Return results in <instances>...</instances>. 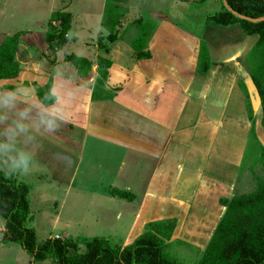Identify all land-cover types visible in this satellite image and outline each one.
I'll list each match as a JSON object with an SVG mask.
<instances>
[{
	"label": "rangeland",
	"instance_id": "374dc122",
	"mask_svg": "<svg viewBox=\"0 0 264 264\" xmlns=\"http://www.w3.org/2000/svg\"><path fill=\"white\" fill-rule=\"evenodd\" d=\"M114 4L127 7L128 11L115 27L118 38L107 43L108 27L111 23L105 15V10ZM61 9L73 15V23L69 41L57 52L54 67L50 62L51 59L54 60L53 55L48 53L42 34L48 27L51 14ZM221 9L220 0H0V41L20 31L26 32L23 36L29 43L20 46L17 57L21 63V80L27 79L29 82L33 79L40 82L46 80L43 73L38 71V67H43L42 71L46 72L47 78L51 70L62 77L65 74L75 75L73 65L64 61L66 56L73 54L86 59L103 56L109 59L114 67L128 68L131 71L139 64L153 66L155 70L157 67L164 79L178 86L173 78L175 70L177 73L181 72L178 75L179 80L185 77L183 83L191 82L195 75L196 81L198 78L202 79V85L204 78L210 75L195 74L189 68V61L192 60L193 51L200 40L207 44L211 61L216 62L213 63L215 71L219 68L230 70L239 60L242 72L246 71L247 75L243 58L257 40L256 36L244 35L238 26L220 27L206 24V18L219 13ZM138 18L142 19L145 23L144 29L148 30L145 39L147 50L150 41L154 49L151 60H138L133 56L134 40L141 37L142 30L136 27L128 29L127 25ZM101 44L108 45L109 51L106 54L100 48ZM47 55V58L43 57ZM96 66L99 67L97 64ZM236 72L237 69L235 75ZM90 74H93V69ZM103 74L105 70L99 68L100 86L107 82ZM131 78H134L133 74ZM230 81L231 79L227 81V86ZM210 83L214 86L217 80ZM25 84L24 86L28 87L29 83ZM219 84L218 87H212L211 96L225 87L226 77H223ZM38 86L35 85L34 88ZM206 89L208 90V87ZM66 91L67 88L60 87L56 93L62 95L63 92L66 97ZM252 94L256 108L255 93ZM10 95L13 100L7 98L0 101V163L4 160L0 169L16 180V183L29 186L31 218L26 221L25 226L34 229L37 243L48 237L63 234L80 243L81 252L84 250V242L95 237L105 238L112 245H122L133 237L135 233H128L134 213L133 207L125 201L120 203L122 199L119 197L111 201L112 194L108 193L106 188L112 190L126 187L135 193L140 192L141 183L146 180L151 162L150 157L144 156L145 152L140 148L147 145V150L150 151L147 153L153 154L151 151L155 147L151 144L149 134L157 130L156 126H153L152 122L151 126L149 123L140 122L137 117L141 120L144 117L135 116L134 110L122 108L120 105H109L112 98L109 97L96 101L97 108L90 112L91 121L100 123L102 126L97 127L100 130L110 129L113 135L118 137L117 143L124 144L126 150L119 144H112L105 134L100 136L104 139L101 141L94 130L88 137H83L84 133L80 134L77 129L73 130L77 135L78 144L70 143L66 132L68 126L64 129L62 127V132H58L64 136V144L57 148L56 141L43 140L46 136L43 133L46 132L44 127L43 131L34 132V135L29 133V127L40 125L33 118V114L40 112L36 107L37 99L34 105L31 98L12 95V91ZM84 99L86 100L85 96ZM60 108L62 109V106ZM42 114L45 112L42 111ZM222 123L223 129L218 134L217 146H228L230 152L224 161L225 156L222 159L221 155L216 156L213 151L212 154L216 157L213 156L212 162H217V165L211 170L218 166L219 161L227 165L216 171H221L223 177L226 175L224 182L228 181V196L251 193L264 179L262 162L258 157L262 142L259 139L262 137L260 127H255V134L252 135L251 125L244 115L243 119L237 116H233L232 120L225 117ZM194 125L199 136L202 135V129L206 131L209 127L198 119L194 121ZM47 128L50 131L53 126L49 125ZM203 138L208 139V134L204 133ZM55 139L61 140L57 136ZM242 140L245 141L243 149ZM122 161L124 166L119 169ZM64 163L66 168L61 169ZM220 193H226L224 186L211 183L210 192L205 193L208 195L209 208L214 205L213 198ZM119 211L124 215L121 220L116 219ZM1 220L3 219L0 217ZM67 223L70 227L65 228ZM208 230L209 228L203 234ZM180 236L173 243H168L165 248L166 255L180 264H196L201 257L199 247L192 244L193 238L184 236L183 239Z\"/></svg>",
	"mask_w": 264,
	"mask_h": 264
},
{
	"label": "crops",
	"instance_id": "0c3cea01",
	"mask_svg": "<svg viewBox=\"0 0 264 264\" xmlns=\"http://www.w3.org/2000/svg\"><path fill=\"white\" fill-rule=\"evenodd\" d=\"M198 46L193 51L192 60L189 61V68L195 74H197L195 67ZM148 47L151 52L149 60H151L154 51L151 41L148 43ZM95 59V57L88 59L93 62V74L89 73V78L87 77L89 80L79 78L75 71V75L72 76L66 74L63 77L57 74L54 75L52 93L56 96L57 101L49 108L43 107L40 102H37L38 100L36 101V107L39 108L40 112L33 114V118L40 125L29 127L31 129L29 133L34 135V132L43 131L44 127L46 132L43 133L46 136L43 140L46 142L56 141L55 145L58 148L64 144V136L58 133L62 132V127L64 129L68 126L66 130L67 137H69L68 141L73 144H78L77 135L73 133V130L77 129L80 134L84 133L83 137H88L94 130L101 141L104 139L100 136L105 134L112 144H119L126 150L127 147L124 144L117 143L118 137L113 135L114 133L110 129L100 130L98 128L102 125L91 121L90 112L94 108H97L98 103L96 101H103L109 97H112L109 105H120L122 108L126 107L127 109L134 110L135 116L140 115L144 117L142 120L139 119L140 117H137L138 120L144 124L149 123V126H151L150 122H152L153 126L155 125L157 129L149 134L151 144L155 147L151 151L153 154L149 155L147 153L150 152L147 150V145L140 148L143 153L145 152L144 156L150 157L151 161L146 173V180L141 183L139 193H135L126 187L119 189L133 194L131 200L122 199L120 203L125 201L127 205H131L134 209L128 233H135V235L118 246H126L131 243L143 232V227L148 222L175 218L177 225L169 242L173 243L180 235V238L188 236L193 238L192 244L197 245L200 250L199 253H202L215 229V225L219 222L224 212V207H221L219 203L220 198L232 196L227 195L228 181L224 182L226 175L223 177L221 171L217 172L227 165L219 161L218 166L214 167V170H211L213 166L217 165V162H212L213 156L221 155L222 159L225 156V161L227 159L226 156L230 152L228 146H217L219 141L218 134L223 129V123L221 124V122L225 117L231 120L233 116L243 119V115L248 120L247 113L245 112V98L239 89L238 80H242L246 85L254 110L253 97H251L253 96L254 89L252 88L249 75H247L246 71L242 72L238 60L234 68L228 67L231 68L230 70L219 68V70L215 71L213 69L215 65H212L210 71L204 74V76H210L204 78L202 85H200L202 79L198 78L196 81L194 74V79L191 82L183 83L185 77L179 80L178 75L181 72L177 73L174 70L173 73L175 74L173 78L179 84L177 86V84L173 85L169 80L164 79V76H161L157 71V67L155 70L153 66L148 67V65L139 64L135 65L134 70L131 71L128 68H116L111 64L110 68L104 69L105 74L102 75H105L107 82L104 86H100L98 77L100 76L99 68L101 67L96 66ZM213 63L216 64V62ZM38 68V71L43 73L45 81L40 82L37 79H33V82H29L30 80L26 78V80H21L20 75L14 80L0 81V101L7 98L13 100L10 95L12 91V95L16 94V96L31 98L32 104L35 105L34 101L37 98L35 96L34 85L43 86L47 81V74L45 71H42L44 70L43 67ZM235 69H237L236 75ZM132 74L134 78H131ZM223 77H226L225 87L221 88L218 92L216 91L215 95L211 96L213 93L212 87H218L217 84L221 83ZM229 79L231 81L228 84L229 86H227ZM216 80L217 84L212 86L210 82H215ZM25 83H29L28 87L24 86ZM136 84L139 86H136ZM9 86L14 88L9 89ZM60 87L67 88L66 97L63 92H61L62 95L60 93L57 95L56 91L58 90L59 92ZM75 87L76 91L74 92ZM206 87H208V90ZM136 91L137 93H135ZM222 93L224 96H221ZM82 94H84L86 100ZM86 95L88 96L86 97ZM60 106H62V109ZM42 111L45 114H42ZM197 119L204 121L209 126L206 131L202 129L201 136L196 133L194 125V121ZM49 125L53 126V129L50 131L47 128ZM204 133L208 134V139L203 138ZM56 136L61 140L55 139ZM241 144H243V149L245 141L242 140ZM213 151L216 153V156L212 154ZM242 157L243 152L241 153L240 164ZM2 163H4V160L0 164ZM123 166L124 162L122 161L119 169H122ZM62 168H66L65 163ZM60 174L63 175L62 173ZM235 179L236 177L233 179L232 184L235 182ZM211 183L223 185L226 193H220L215 196L213 198L214 205H212V208H209L208 195L205 193L210 192ZM106 190L110 193V189L106 188ZM117 198L113 195L110 197L111 201ZM123 216V212L121 211L116 216V219L121 220ZM58 217L59 214H57ZM94 219L96 221L97 218L95 217ZM64 227L68 228L70 225L67 223ZM207 228H209L208 232L203 234ZM4 230V220H1L0 264L4 262L8 264H56L53 259L35 262L18 244L11 242L2 243L1 234ZM56 236H59L61 239L68 238L63 234L55 235L54 237Z\"/></svg>",
	"mask_w": 264,
	"mask_h": 264
},
{
	"label": "trees",
	"instance_id": "16d2710c",
	"mask_svg": "<svg viewBox=\"0 0 264 264\" xmlns=\"http://www.w3.org/2000/svg\"><path fill=\"white\" fill-rule=\"evenodd\" d=\"M220 1L221 11L207 17L206 24L220 27L238 26L244 35L257 37L243 58L260 100L256 113L252 108L246 85L242 80H238V86L245 98L252 135L255 134L254 128L257 126L262 133V137H259L262 142L258 157L264 172V0ZM127 11L128 8L120 4H114L105 10V15L111 23L108 27L107 43L118 38L115 27ZM141 20H133L127 28L136 27L142 30L141 37L134 40L133 56L138 60H149L151 53L147 50L145 40L148 30L144 29L145 23ZM72 23L73 15L70 12L63 9L55 11L42 34L48 53L53 55L54 60H50L53 66L57 52L69 41ZM25 33L20 31L0 41V81L19 77L21 63L17 55L20 46L29 43L23 36ZM100 48L105 54L109 51L107 44H101ZM43 57L47 58L48 55ZM64 61L71 63L77 76L82 79L89 75L93 66L92 61L73 54L66 56ZM95 63L103 69L110 68L112 64L103 56H98ZM212 65L208 46L200 40L195 72L207 74ZM54 75L51 70L46 83L35 88V96L45 108L51 107L57 101L52 93ZM13 88L9 86V89ZM258 184L257 189L251 193L220 198L219 203L224 207L223 215L215 225L196 264H264V179ZM110 193L121 199L133 198V194L124 190L112 189ZM29 194L30 188L27 184L16 183V180L0 169V217L4 220L5 228L1 234V242L18 244L35 262L54 259L56 264H180L165 253L177 225L175 218L146 223L143 232L126 246L112 245L107 239L100 237L85 241L84 250L81 252L80 243L71 238H47L37 243L34 229L25 226L26 221L31 218Z\"/></svg>",
	"mask_w": 264,
	"mask_h": 264
},
{
	"label": "water",
	"instance_id": "95a60500",
	"mask_svg": "<svg viewBox=\"0 0 264 264\" xmlns=\"http://www.w3.org/2000/svg\"><path fill=\"white\" fill-rule=\"evenodd\" d=\"M251 85H252V88L254 89L253 92L255 93V97H256V103L255 104H256L257 107L254 108V112H257V110H258V108L260 106V100H259L258 94H257V92L255 90V87L253 86L252 82H251Z\"/></svg>",
	"mask_w": 264,
	"mask_h": 264
},
{
	"label": "built area",
	"instance_id": "2783aa9c",
	"mask_svg": "<svg viewBox=\"0 0 264 264\" xmlns=\"http://www.w3.org/2000/svg\"><path fill=\"white\" fill-rule=\"evenodd\" d=\"M54 238H60L59 236H56V237H54Z\"/></svg>",
	"mask_w": 264,
	"mask_h": 264
}]
</instances>
